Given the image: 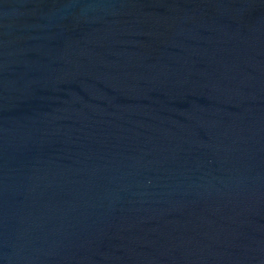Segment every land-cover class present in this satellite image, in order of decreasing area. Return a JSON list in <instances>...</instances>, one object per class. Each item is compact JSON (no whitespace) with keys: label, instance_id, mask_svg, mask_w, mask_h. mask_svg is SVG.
I'll use <instances>...</instances> for the list:
<instances>
[{"label":"water","instance_id":"95a60500","mask_svg":"<svg viewBox=\"0 0 264 264\" xmlns=\"http://www.w3.org/2000/svg\"><path fill=\"white\" fill-rule=\"evenodd\" d=\"M0 264H264V0H0Z\"/></svg>","mask_w":264,"mask_h":264}]
</instances>
